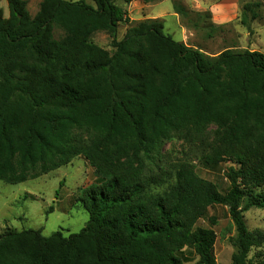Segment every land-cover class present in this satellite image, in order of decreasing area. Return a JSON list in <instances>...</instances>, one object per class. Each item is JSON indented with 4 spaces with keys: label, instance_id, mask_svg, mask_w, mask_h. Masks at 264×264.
<instances>
[{
    "label": "trees",
    "instance_id": "16d2710c",
    "mask_svg": "<svg viewBox=\"0 0 264 264\" xmlns=\"http://www.w3.org/2000/svg\"><path fill=\"white\" fill-rule=\"evenodd\" d=\"M5 1L0 181L21 184L82 157L96 182L82 193L88 221L78 233L5 229L0 264H185L186 254L216 264L217 219L197 225L213 207L227 209L235 231L231 264H264V232L243 216L264 209V54L210 57L165 35L157 19L117 41V2L139 0H41L33 17L25 0ZM259 5H244L241 24ZM103 31L112 52L91 42ZM173 138L196 147L198 164L222 171L225 186L190 161L154 175L149 166Z\"/></svg>",
    "mask_w": 264,
    "mask_h": 264
},
{
    "label": "rangeland",
    "instance_id": "374dc122",
    "mask_svg": "<svg viewBox=\"0 0 264 264\" xmlns=\"http://www.w3.org/2000/svg\"><path fill=\"white\" fill-rule=\"evenodd\" d=\"M25 1L33 17L38 12L41 0ZM253 3L260 4L255 8L258 17L252 20L247 13V25L241 24L244 5ZM117 5L124 12V22L118 25L115 35L117 41L123 38L130 25L157 19L162 22L165 35L210 57L226 50L264 54V0H139L126 5L117 2ZM176 11L181 12L178 14ZM0 17H8L5 0H0ZM59 33L56 31V38ZM91 42L112 52V37L104 31L94 33ZM197 156L199 150L196 147L173 138L165 144L158 167L152 165L149 168L154 175L161 176L173 171L180 162L190 161L200 177L220 187L225 186L222 171L213 172L201 167ZM228 166V163H223L221 169ZM95 180L92 168L82 157H77L69 165L34 180L17 185L0 181V234L5 229L39 231L43 237L55 232H61L65 237L78 233L88 221V214L80 201L82 193ZM212 216L217 219L212 227L216 234V264H231L234 248L229 239L235 236V231L227 209L209 208L197 225L209 228L208 218ZM243 216L249 231L264 232V209L253 208L244 212ZM260 250H264V246ZM254 252L252 250L249 258ZM186 256L191 261L185 264H197L196 257Z\"/></svg>",
    "mask_w": 264,
    "mask_h": 264
}]
</instances>
